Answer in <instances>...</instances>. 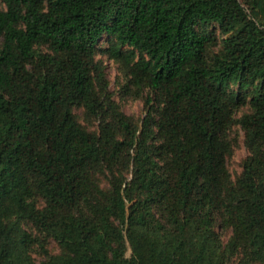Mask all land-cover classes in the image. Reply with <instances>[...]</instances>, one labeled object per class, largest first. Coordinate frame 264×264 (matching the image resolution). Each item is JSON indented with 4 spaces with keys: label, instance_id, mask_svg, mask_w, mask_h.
I'll return each instance as SVG.
<instances>
[{
    "label": "trees",
    "instance_id": "16d2710c",
    "mask_svg": "<svg viewBox=\"0 0 264 264\" xmlns=\"http://www.w3.org/2000/svg\"><path fill=\"white\" fill-rule=\"evenodd\" d=\"M0 6V264H264V0ZM100 51L148 91L139 123ZM232 125L249 151L236 183Z\"/></svg>",
    "mask_w": 264,
    "mask_h": 264
},
{
    "label": "rangeland",
    "instance_id": "374dc122",
    "mask_svg": "<svg viewBox=\"0 0 264 264\" xmlns=\"http://www.w3.org/2000/svg\"><path fill=\"white\" fill-rule=\"evenodd\" d=\"M4 8V6H0ZM212 27L209 28L211 30ZM217 33V32H216ZM99 49L106 48L105 39H101L98 43ZM96 60L101 62L104 67L105 77L108 82V91L112 96L114 102L119 106L120 110L131 117L135 122L139 123L145 115V98L148 93L147 90L138 91L135 88L126 89L127 76L126 71L122 65L113 59H111L107 53L99 52L96 55ZM227 90L231 93L244 96L245 91L239 90L237 82H231L227 86ZM248 111L246 108H240L235 115L238 118L242 113ZM75 114L82 121V112L79 109L75 110ZM83 122V121H82ZM85 124V123H84ZM87 124V123H86ZM90 130L96 128L94 124H87ZM226 139L229 145V155L226 158V169L229 174V178L232 183H236L242 171V164L246 157L249 155V151L245 144L244 131L240 129L238 125H232L230 130L226 132ZM37 202H40L39 198H36ZM220 233V239L223 243H226L230 234L225 230H221L218 227ZM44 244L47 250L51 254H55L59 251L57 244L53 240L45 241ZM130 251L127 250L126 255L129 256ZM33 258L39 261L40 255L32 254ZM224 264H243V258L241 254L233 256L231 259L226 260ZM251 264H263L261 262H253Z\"/></svg>",
    "mask_w": 264,
    "mask_h": 264
}]
</instances>
